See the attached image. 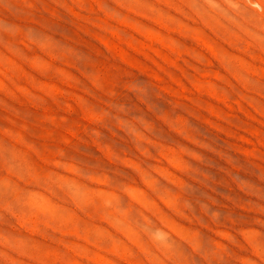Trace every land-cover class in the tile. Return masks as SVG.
<instances>
[{
	"label": "rangeland",
	"instance_id": "rangeland-1",
	"mask_svg": "<svg viewBox=\"0 0 264 264\" xmlns=\"http://www.w3.org/2000/svg\"><path fill=\"white\" fill-rule=\"evenodd\" d=\"M180 263L264 264V0H0V264Z\"/></svg>",
	"mask_w": 264,
	"mask_h": 264
},
{
	"label": "bare ground",
	"instance_id": "bare-ground-1",
	"mask_svg": "<svg viewBox=\"0 0 264 264\" xmlns=\"http://www.w3.org/2000/svg\"><path fill=\"white\" fill-rule=\"evenodd\" d=\"M130 93H132L133 95H136V93L134 92V90L133 89H131L130 90ZM120 202V201H119ZM115 203V202H114ZM120 204H121V202H120ZM119 205V204H118ZM122 206L123 207H125L123 204H122ZM121 207V206H120ZM128 218H129V216H128ZM132 220H133V218H131ZM157 220V219H156ZM136 227V226H135ZM131 228V227H130ZM135 235V234H134ZM168 236V235H167ZM133 237V236H132ZM171 240V239H170ZM143 241V240H142ZM172 241V240H171ZM156 244V243H155ZM156 249V248H155ZM157 249H159V248H157ZM156 249V250H157ZM164 249V248H163ZM149 250V249H148ZM143 255V254H142ZM163 257V256H162ZM144 259H145V257H144ZM172 259V258H171ZM182 262V261H181ZM181 264V263H180Z\"/></svg>",
	"mask_w": 264,
	"mask_h": 264
}]
</instances>
